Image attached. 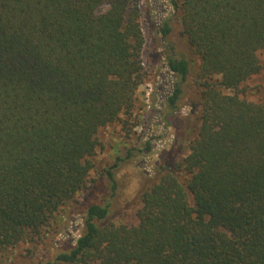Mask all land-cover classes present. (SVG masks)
Returning <instances> with one entry per match:
<instances>
[{
	"label": "trees",
	"instance_id": "obj_1",
	"mask_svg": "<svg viewBox=\"0 0 264 264\" xmlns=\"http://www.w3.org/2000/svg\"><path fill=\"white\" fill-rule=\"evenodd\" d=\"M139 3L0 0V252L45 238L93 189L98 134L132 114L147 77ZM163 4V125L106 170L109 199L84 209L80 233L62 225L64 248L34 264H264V97H238L264 70V0ZM177 26L187 53L169 38ZM188 83L198 121L188 154L161 155L157 178L135 192L136 224L115 225L114 170L155 152Z\"/></svg>",
	"mask_w": 264,
	"mask_h": 264
},
{
	"label": "rangeland",
	"instance_id": "obj_2",
	"mask_svg": "<svg viewBox=\"0 0 264 264\" xmlns=\"http://www.w3.org/2000/svg\"><path fill=\"white\" fill-rule=\"evenodd\" d=\"M163 2L165 0H157L151 6L149 0H140L141 29L144 36L141 60L147 77L136 91L137 103L132 114L122 116L118 122L100 130L98 134L100 146L96 151L94 169L89 177L93 182V189L75 197L74 202L66 208L65 212L57 216V223L53 224L51 233L45 238L36 244L24 242L1 251L0 264H34L43 261L55 251L63 249L64 241L58 238L62 232L60 231L62 225L67 227L63 232L73 233V236L75 233L79 234L84 209L91 203H102L109 199L110 184L105 177L106 170L114 164L117 158L124 159L129 149L142 148L144 139L156 129L155 122H160L158 129L162 127L159 114L165 113V109L161 107V103L169 92L168 84L164 83L165 80L158 79L162 66L161 61L166 55V48L158 34L157 27L159 21L157 17L165 16V10L168 11ZM180 31L181 29L177 26L169 37L175 44V51L178 54L188 52L184 46L185 43L178 38ZM258 57L264 66V50L258 53ZM190 59L189 80L191 84L198 71V61L192 54H190ZM238 97L250 102H259L264 97V70L246 83L244 91L239 93ZM196 102V91L190 88L188 83L183 98L178 102V108L169 117L170 130L162 138L153 141L155 152L144 157L143 160L134 154V160L120 163V167L114 170L119 186L118 192H121L116 198L108 200L111 204L110 220L115 225L136 224L135 213L139 203L136 201L135 192L146 188L157 178L158 172L154 165L161 155L165 153L164 157H166V153L170 152L174 159H179L188 154L190 144L198 132L197 112L194 108ZM72 221L78 226L76 232L70 225Z\"/></svg>",
	"mask_w": 264,
	"mask_h": 264
}]
</instances>
